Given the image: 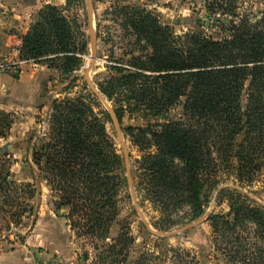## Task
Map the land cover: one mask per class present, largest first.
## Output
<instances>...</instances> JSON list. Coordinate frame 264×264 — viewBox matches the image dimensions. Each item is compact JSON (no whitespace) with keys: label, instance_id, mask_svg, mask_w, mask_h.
I'll use <instances>...</instances> for the list:
<instances>
[{"label":"trees","instance_id":"1","mask_svg":"<svg viewBox=\"0 0 264 264\" xmlns=\"http://www.w3.org/2000/svg\"><path fill=\"white\" fill-rule=\"evenodd\" d=\"M241 3L206 0L213 23L198 21L181 33L137 4L120 10L135 50L122 60L126 64L108 67L98 89L120 122L126 115L145 122L125 131L146 152L137 190L163 214L160 231L170 228L172 213L184 206L194 219L201 217L221 171L248 187L264 169V12H243ZM36 18L22 38L20 57L71 77L82 66L84 35L55 6H45ZM99 99L90 91L52 103L48 133L32 150L38 169L33 180L47 182L56 211L67 210L76 238L93 246V264H126L134 239L125 228L113 239L110 232L127 180L101 117L108 111L95 112ZM13 123V114L0 111V139L8 138ZM9 178L1 163L0 209L21 208L18 201L25 198L24 210L33 215L28 203L36 184ZM231 203L228 217L208 218L223 245L218 250L227 264H264V210L242 200ZM136 264H144L142 258Z\"/></svg>","mask_w":264,"mask_h":264},{"label":"rangeland","instance_id":"2","mask_svg":"<svg viewBox=\"0 0 264 264\" xmlns=\"http://www.w3.org/2000/svg\"><path fill=\"white\" fill-rule=\"evenodd\" d=\"M241 1L243 12H264V0ZM136 4L155 12L177 33L195 29L198 21L213 23L207 17L206 0H92L91 21L88 0H0V36L23 38L35 24L38 12L50 5L59 8L73 25L78 26L87 44L86 52L79 56L81 69L69 78L44 61L38 63L24 58L26 63L13 73L18 77L22 66L43 65L50 72L51 79L41 93L44 100L37 99L32 107L22 110L8 109L10 103L5 99L0 109L13 114L14 119L8 138L0 139V147L8 142L16 146L8 154L0 152V166L5 164L11 181L35 183L37 188L36 197L28 203L33 207V215L24 210V196L18 201L21 208L7 206L0 209V264H93L96 254L93 246L87 240L76 238L70 228L67 210L56 211V198L47 182L33 180L38 169L32 158L35 144L39 145L38 138L48 133L52 103L83 98L90 91L100 98L94 104L95 112L108 111V117H101L105 119L106 131L124 164L122 176L127 185L120 192V215L111 229L110 238H116L121 228H125L134 239L126 264H136L140 258L144 264H227L218 250L223 245L216 242L209 216L228 217L234 204L232 199L264 210V169L248 187L241 186L234 177L221 171L220 184L212 192L201 217L194 219L190 208L184 206L172 213L173 223L167 231L156 227L163 214L144 192L137 190L138 169L146 152L141 151L125 131L130 125L140 126L145 122L129 115L120 122L112 103L100 95L98 89L108 67L116 62L126 64L127 61L122 60H128L135 50L134 37L126 33L120 10ZM173 20H178V24L173 25ZM181 20H186L187 24H181ZM91 31L95 38V53L92 52ZM16 219L20 223L16 224ZM186 227L189 228L183 230Z\"/></svg>","mask_w":264,"mask_h":264},{"label":"crops","instance_id":"3","mask_svg":"<svg viewBox=\"0 0 264 264\" xmlns=\"http://www.w3.org/2000/svg\"><path fill=\"white\" fill-rule=\"evenodd\" d=\"M21 38L16 35L0 36V55H9L14 48L21 47ZM21 68L18 77H15L13 73L0 76V109L5 99L10 103L8 109L16 107L22 110L32 107V103L37 99L44 100L41 93L47 88L46 85L51 79L48 69L43 65L35 67L25 65Z\"/></svg>","mask_w":264,"mask_h":264},{"label":"built area","instance_id":"4","mask_svg":"<svg viewBox=\"0 0 264 264\" xmlns=\"http://www.w3.org/2000/svg\"><path fill=\"white\" fill-rule=\"evenodd\" d=\"M24 63L26 61L20 57V47L14 48L9 55H0V76L15 73Z\"/></svg>","mask_w":264,"mask_h":264},{"label":"water","instance_id":"5","mask_svg":"<svg viewBox=\"0 0 264 264\" xmlns=\"http://www.w3.org/2000/svg\"><path fill=\"white\" fill-rule=\"evenodd\" d=\"M88 4H89V16H90V21H91V14H92V10H93V5H92V0H88ZM181 24H187L186 20H181L180 21ZM173 25L178 24V20H173L172 21ZM91 43H92V52L95 53V49L93 47L94 45V36L92 35V31H91ZM110 114H112V112L110 111ZM113 116V115H112ZM164 118V117H163ZM14 147H16L14 144H12L11 142L5 143L0 147V152H3L4 154H8L9 151H11ZM189 227L184 228L183 230L188 229Z\"/></svg>","mask_w":264,"mask_h":264}]
</instances>
